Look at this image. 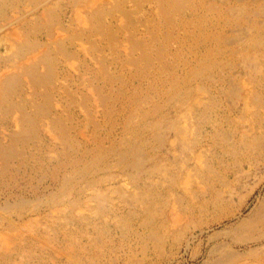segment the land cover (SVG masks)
I'll list each match as a JSON object with an SVG mask.
<instances>
[{
	"label": "rangeland",
	"instance_id": "obj_1",
	"mask_svg": "<svg viewBox=\"0 0 264 264\" xmlns=\"http://www.w3.org/2000/svg\"><path fill=\"white\" fill-rule=\"evenodd\" d=\"M0 264H264V0H0Z\"/></svg>",
	"mask_w": 264,
	"mask_h": 264
},
{
	"label": "bare ground",
	"instance_id": "obj_2",
	"mask_svg": "<svg viewBox=\"0 0 264 264\" xmlns=\"http://www.w3.org/2000/svg\"><path fill=\"white\" fill-rule=\"evenodd\" d=\"M184 6H185V5H184ZM8 89H9V88H8ZM8 89H7V90H8ZM8 91H9V90H8Z\"/></svg>",
	"mask_w": 264,
	"mask_h": 264
}]
</instances>
